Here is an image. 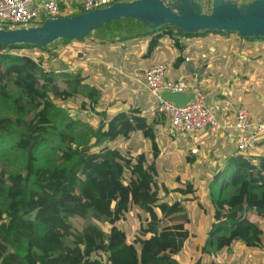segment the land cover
Segmentation results:
<instances>
[{
  "label": "trees",
  "instance_id": "obj_1",
  "mask_svg": "<svg viewBox=\"0 0 264 264\" xmlns=\"http://www.w3.org/2000/svg\"><path fill=\"white\" fill-rule=\"evenodd\" d=\"M174 31L187 37L237 34L243 41L264 42L235 31L195 35L165 25L137 33L151 35L145 57L151 58L166 37L183 52ZM92 33L62 40L82 42ZM49 49L0 45V118L9 119L0 129V223L6 225L0 234V264H99L93 253H104L110 264H185L176 258L191 236L183 203L160 200L162 189H169L159 182L158 164L130 142L139 132L151 141L156 155L155 128L136 108L113 115L98 111L102 89L69 71L68 58L48 67L51 55L45 58L37 50ZM52 56L60 57L57 52ZM76 58H82L81 52ZM184 60L179 56L174 63L179 66ZM59 77L66 78L65 88L58 86ZM76 97L82 109L88 100L99 118L83 142L73 134L78 120L63 107ZM120 139L129 142L117 144ZM230 163L224 172L232 171V177L223 180L222 189L229 185L234 191L224 199L213 198L216 222L211 236L218 225L231 222L243 233L223 235L215 243L217 249L244 238L249 246L264 245V228L248 217L253 210L264 218V155L253 160L237 154ZM189 191L190 185L182 190ZM131 216L139 220L132 237L127 226ZM122 245L128 246V255H118Z\"/></svg>",
  "mask_w": 264,
  "mask_h": 264
},
{
  "label": "rangeland",
  "instance_id": "obj_2",
  "mask_svg": "<svg viewBox=\"0 0 264 264\" xmlns=\"http://www.w3.org/2000/svg\"><path fill=\"white\" fill-rule=\"evenodd\" d=\"M149 28L144 24L136 21L133 18H122L116 21H112L110 23L105 24L100 29L96 30L91 36L86 37L85 41L87 42H80L76 41L75 39L64 41L62 39L57 40L56 42L50 45V49L48 51H38L37 53L40 55H44L45 58L48 55H51V60H47V66H53L60 64L61 61H65V59H70V65L73 68L70 70L71 72L81 73L82 75L86 76L85 82L90 85H98L103 92V99L99 102L98 111L104 110V108L109 109L110 111L114 112L119 109V107L124 103H131L129 98L132 97L133 94H136L138 89H132L134 85L139 83L137 81L138 78H143L144 67L150 65V63L161 60L168 62L169 61V52L175 53V49H173L174 42L171 37H166L163 39L162 45H160L156 51L153 53L152 57L146 58L145 53L147 52L148 42L151 35L148 34H140L137 33L148 32ZM175 34L176 31H174ZM150 34V33H149ZM196 37V36H194ZM203 37V36H199ZM67 39V38H66ZM103 40H106L105 44H103ZM94 43H91V42ZM239 37L237 34H228V35H220L210 33L209 35L205 36L204 38L196 41L197 48L196 51L191 52L190 54L194 53L192 56V60L197 59L202 63H207L206 65L209 66V69L212 70L211 62L214 60L216 63L217 58H223V53L226 54H233L234 58L241 64L238 67L239 71L238 74H235V80H239L241 78V74L246 71L248 68H252V74L249 76L246 74L244 79H250L255 81L256 86L264 87V68L261 67L262 63H264V52L260 51L261 44H264L263 41L255 40V41H248L246 45L243 43H238ZM78 42V43H76ZM76 43V44H75ZM242 44V46H241ZM196 46V45H195ZM251 46V49H250ZM259 46V47H258ZM120 51V52H119ZM53 52H57L60 55L59 59H56L52 56ZM82 54V58L80 60H76V56L78 53ZM87 52V58L84 59L83 53ZM122 52V53H121ZM251 55H256L253 59H256L257 64L255 66L250 67L249 62L243 60ZM126 57V58H125ZM128 57V58H127ZM226 59V58H224ZM75 60L76 62H72ZM126 61V62H124ZM221 62V61H219ZM69 63V61H68ZM124 63L128 65V69H123ZM170 63H164L170 66ZM76 64V65H75ZM120 65V66H117ZM192 62H187L185 66L190 67L192 66ZM248 66V67H247ZM206 66L203 67V69ZM170 68V67H169ZM261 68V69H260ZM146 70V69H145ZM243 71V72H242ZM122 74H121V73ZM259 74V75H258ZM120 76L122 77L120 79ZM259 76V77H258ZM142 80V79H141ZM243 80V79H242ZM66 78L59 77L58 78V86L60 88H65L67 85L65 83ZM247 83V82H243ZM141 90V87H140ZM247 91V90H245ZM249 92H257L258 95H261L264 91H249ZM83 99V98H82ZM132 101V100H131ZM87 100V104H88ZM56 103L61 104V102L56 98ZM71 107L66 105H62L65 107V112L67 115L72 116L76 120H78V124L74 126L73 134L76 138L77 142H83L89 136L88 131L89 127L95 128L97 125L98 117L93 111L88 107L86 104L85 109L81 107V98H74L69 101ZM135 106V104H133ZM118 106V107H117ZM128 105H126L127 107ZM121 108V107H120ZM154 117V122L152 126L155 128V135L156 137H162L166 135L164 133L167 130H164L162 127V121L160 120L157 113H150ZM9 122L8 118H0V129H4L5 125ZM159 138V139H160ZM144 139V140H143ZM163 139V138H162ZM138 144L139 142L141 145L138 147L148 153L149 158L155 159L158 161V179L161 183L162 181L165 182L169 188H175L172 193L177 198V192H181L183 195L184 193L182 190H187L185 187V183L183 185H179L180 179L187 182L188 178L186 175L182 177L185 162L181 159L177 160L175 154L178 152V148H175V145H171L170 141L165 138L163 139V149H159L156 151V155L152 150V145L149 146L147 144V139L143 138L142 135L138 132L136 136L132 138L130 142ZM182 139L181 137H177V141L180 142ZM129 141L124 142L121 139L118 140L117 144L126 146ZM181 144V143H180ZM180 144H177L180 147ZM151 147V150H150ZM186 145L181 144V149H185ZM180 149V150H181ZM218 151L221 149L220 147L217 148ZM223 150V149H222ZM161 154H163L161 156ZM170 154V155H167ZM172 154V155H171ZM253 159V157H252ZM254 160V159H253ZM207 163V162H206ZM230 165V164H229ZM211 167L218 168V164L207 165L206 169L211 170ZM229 167V166H228ZM170 168V169H169ZM205 169V168H204ZM8 178V177H6ZM178 181V182H177ZM194 182L196 180H193ZM201 185L197 188V193L202 195L203 198H207L210 200V192H213L214 199L217 198L222 193V198L224 199L228 196L234 188L227 185L223 191L222 189V180L220 178L216 179L213 182V179H202L199 180ZM10 183V181H9ZM181 183V181H180ZM224 184V181H223ZM193 186V185H192ZM178 189V190H177ZM181 189V191H180ZM193 190V188H191ZM188 192L187 194H190ZM194 193V192H193ZM161 194L163 192L161 191ZM166 196V195H165ZM207 196V197H206ZM163 201H168L167 198H164ZM255 212V211H254ZM258 214V213H257ZM259 215V214H258ZM135 218V220H134ZM258 225L259 222H262L264 225V218L259 215ZM139 220L136 217L131 216L128 220L127 226L130 230L131 237L138 229ZM263 225H260L261 228ZM219 226V227H218ZM217 230H215V236L207 237L209 242H205V247L201 251V248L197 249L196 254H202L201 256L204 257L203 261L206 264V260L208 261L213 260L211 264H238L237 262H232L233 257H238L241 260L244 257V253L248 248L251 246L247 245L245 242L247 241L246 238L242 239V242H234L225 245L222 249H217L216 244L218 240L222 237L220 234L225 233V235L230 236L232 233H243V231L237 226L231 224H224L222 227L224 229H228L229 231H222V227L218 225ZM234 226V227H233ZM6 225L4 223H0V234L5 232ZM212 230L209 228V231ZM211 234V231H210ZM214 243V248H211V244ZM199 246V245H198ZM261 248V244L254 245ZM200 247V246H199ZM186 249V248H185ZM119 256H124L129 254V248L127 245H122L116 249ZM259 251L255 249H251L252 258L249 259L250 263L254 261V257L257 256ZM240 254V255H239ZM263 254V252H262ZM224 257V258H223ZM258 258V256H257ZM245 262V261H244Z\"/></svg>",
  "mask_w": 264,
  "mask_h": 264
},
{
  "label": "crops",
  "instance_id": "obj_3",
  "mask_svg": "<svg viewBox=\"0 0 264 264\" xmlns=\"http://www.w3.org/2000/svg\"><path fill=\"white\" fill-rule=\"evenodd\" d=\"M79 1L80 0H63V5L64 6L67 5L68 7H70V6H74ZM176 37L180 40V42L183 44L185 48L183 52H181L180 49L175 45L173 49H175L176 54L169 52L168 62L157 60L150 63V65L144 68L147 71L149 68L158 65L160 63L167 64L171 62L170 66H168L169 64L167 65V69H168L166 75L167 79L183 80L186 81L187 83L196 84L197 86L203 87L208 91H210L211 93L207 98V103L210 107L216 109L217 116L219 119V124L214 127L210 126L193 137L188 135H178L172 133L170 123L168 122V120L164 116L158 114L156 99L149 93V91L141 83L142 81L141 79L144 78V75L143 78H138L137 81L139 83H137V85H134L132 87V89H138V91L136 94H133L134 92H132V97L129 98L131 103L129 104L124 103V105L122 104L120 106L121 108L119 107V109L127 110L129 108H136L138 112L145 114L147 116L150 124L154 122V117H155V116L152 117L150 113L152 112L157 113L160 120L162 121L163 129L167 130V132L164 133L166 137L163 135L161 138L159 136L156 137L158 141L159 149H163V139L165 138H167L170 141V144L172 146L175 145V148H178V152H176L175 156L177 157L176 158L177 160L181 159V162L182 161L185 162L182 177L186 175L188 180L186 182L184 180H181V178H177L180 179L181 183L180 181L177 182L179 183V185H183L185 183L186 188L190 185L191 188H193V190L189 191L191 192L190 194L185 193L184 195L181 192H177L178 195L176 198L172 193V191L177 187L174 186L173 188H169L168 185L162 181L161 185H167L169 192L165 191L163 188L162 189L163 194H161L160 192L159 197L161 201H163L164 198H167L168 202L171 203L176 200H181L183 203L184 210L189 217V222H187L186 227L190 231L191 236L187 240L183 250L176 256V258L180 262L185 264H194L197 260H200L201 264H204L203 261L204 257L201 256L202 254H196L198 252L197 249L201 248L199 250L201 251L203 247H205L204 243L208 241L207 237H209V235L211 236L210 234L211 230L209 231V228L211 229L213 228L216 220L214 217L215 204L212 198L213 192L209 193L210 200L208 199L207 196H206L207 198L205 197L203 198L202 195H199V193H197V188L199 185H201V182L199 180L212 178L214 182L216 179L220 178V180H222L223 183V180L225 178L232 177V171L229 170L227 172H224V170L228 166H230L229 164H231L230 163L231 158L238 154L236 148V139L238 135V130L234 127L236 122L237 111L240 108L247 109L250 113L252 121L263 122L264 94L262 91H264V87L256 86L255 81L253 82V80L244 79L246 77V74L248 76L249 74H252V68H248L244 72L242 71L243 74H241V78H239V80L234 79L236 77L235 74H238L239 71L238 67H240L241 64L237 62L234 56H232L233 54L223 53L224 55L223 58H217L216 63L213 60L211 62L212 70L209 69V66L206 65L207 64L206 62L202 63L199 60L197 61V59L192 60L193 59L192 56L194 55V53L192 54L190 53L196 51L197 48L196 41H199L205 36L187 37L176 34ZM82 42L88 43V41H82ZM247 42L248 41H243L240 38L238 41V43H243V45H246ZM91 43L94 42L92 41ZM260 51L264 52V44H261ZM179 56L184 57L185 60L178 66L175 65L174 62L179 58ZM242 57L243 60L249 62L250 67H253L255 66V64H257L256 59H253V54L251 55V52L249 53V56L247 55V58H244V56ZM72 62H76V61L73 60ZM187 62H192L193 65L187 67L185 66ZM71 65L69 64L70 66L69 71L73 68V66ZM204 66L206 67L203 69ZM261 67L264 68V63H262ZM126 68L128 69L129 67L127 64L124 63L123 69L125 70ZM121 78L122 77L120 76V79ZM243 82H247V83H243ZM249 91H259L262 92V94L258 95L257 92L252 93ZM192 93L193 90L189 89L187 93L189 98L192 95ZM102 99L103 97H101V100ZM100 102L103 103V101ZM133 104H135V106ZM69 105L70 104H68L67 106ZM126 105L128 106L126 107ZM109 109L106 110V108H104V110L102 111L108 113L109 115H113L115 112L119 110L117 108L116 111L112 112ZM134 136H136V134ZM177 137H181L182 140L178 142ZM136 143L134 140V146L139 148L138 146L141 145V143L140 142L138 144ZM180 143L186 145L184 150L181 149ZM147 144L149 146L152 145L149 139H147ZM177 144H180V147ZM193 147H197L199 149V151L195 154L191 152V149ZM218 147L221 148L219 151L217 149ZM152 150H153V146H152ZM162 155L163 154H161V156ZM262 155H264V133H262L259 136V143L257 145L256 150L253 152L252 157L254 160H258L259 157H261ZM152 160H155L156 163L158 162L156 158ZM210 164L211 165L218 164V168L211 167L212 168L211 170L206 169V166ZM193 180L196 181L194 182ZM219 196H221L222 198V193ZM248 217L250 221L258 224L259 215L257 214V212H254L253 210L248 211ZM220 221L224 223L225 219L222 218ZM259 223L260 225H263L262 222ZM262 227H264V225ZM220 235L223 236L225 235V233L224 234L221 233ZM234 242H242V241L234 240ZM214 246L215 244L212 243L211 248H214ZM251 249H255L259 251L258 252L259 254H257L258 258L257 256L254 257L253 258L254 261L252 263H250L249 261V259L252 258ZM236 259L239 258L233 257L232 262H237L238 264H264V245H262L261 248L257 246H251V248H248L245 251L244 257H242L241 260H236ZM212 261L213 260H210L209 262L207 258L206 264H211Z\"/></svg>",
  "mask_w": 264,
  "mask_h": 264
},
{
  "label": "water",
  "instance_id": "obj_4",
  "mask_svg": "<svg viewBox=\"0 0 264 264\" xmlns=\"http://www.w3.org/2000/svg\"><path fill=\"white\" fill-rule=\"evenodd\" d=\"M133 18L150 30L165 25L186 34L231 32L264 38V0H121L108 7L68 16L47 18L40 25L0 28V45L32 44L47 48L66 38H83L107 23ZM164 97L183 105L187 93L165 92Z\"/></svg>",
  "mask_w": 264,
  "mask_h": 264
},
{
  "label": "built area",
  "instance_id": "obj_5",
  "mask_svg": "<svg viewBox=\"0 0 264 264\" xmlns=\"http://www.w3.org/2000/svg\"><path fill=\"white\" fill-rule=\"evenodd\" d=\"M117 1L121 0H80L74 6L68 7L63 5V0H0V28L40 25L47 18L88 12L108 7ZM83 57L87 58V52L83 53ZM167 70L166 64L155 65L145 72L141 83L156 99L158 114L168 120L172 133L193 137L210 126H217L219 119L216 109L207 103L211 92L183 80H169L166 78ZM189 89L193 93L183 105L164 97L165 92L188 93ZM234 127L238 130L237 153L251 159L259 143V136L264 133V121H252L249 111L240 108ZM198 151L197 147L191 149L193 154ZM93 259L98 260L99 264H110L104 253H93Z\"/></svg>",
  "mask_w": 264,
  "mask_h": 264
}]
</instances>
